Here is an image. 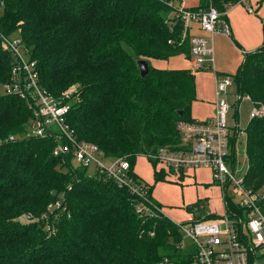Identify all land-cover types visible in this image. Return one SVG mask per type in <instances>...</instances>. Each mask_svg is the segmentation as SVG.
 Segmentation results:
<instances>
[{"label":"trees","instance_id":"16d2710c","mask_svg":"<svg viewBox=\"0 0 264 264\" xmlns=\"http://www.w3.org/2000/svg\"><path fill=\"white\" fill-rule=\"evenodd\" d=\"M239 1L198 0L189 8L212 5L225 13ZM0 5V39L18 35L36 63L40 85L56 100L70 102L67 122L75 134L106 156H125L131 172L136 158L146 157L154 180L164 179L156 154L181 147L176 124L193 119L196 99L193 71L149 61L189 55L182 22H169L172 8L162 0H0ZM260 23V46L244 51L230 75L239 94L264 108V15ZM138 58L148 60L144 76ZM11 61L0 45V84L11 80ZM32 116L24 99L0 93V264H155L163 254L176 253L169 240L180 235L170 219L138 216L126 188L70 159L59 162L51 154L52 137L21 136ZM236 130L235 137L244 135L243 184L264 190V112ZM147 191L161 206L151 185ZM59 197L61 207L50 210ZM225 199L230 210L242 213L231 196ZM198 204L201 198L185 208ZM250 259L264 264V254Z\"/></svg>","mask_w":264,"mask_h":264},{"label":"built area","instance_id":"2783aa9c","mask_svg":"<svg viewBox=\"0 0 264 264\" xmlns=\"http://www.w3.org/2000/svg\"><path fill=\"white\" fill-rule=\"evenodd\" d=\"M162 1L172 8L169 22H182L184 33L191 22L209 33L210 38L189 35V60L192 71L213 69L211 38L219 30L217 25L223 23L221 16L224 13L212 5L192 10L183 0ZM223 30L226 31V26ZM0 45L12 56L11 80L1 84L3 92L24 99L33 113L21 136L52 137L55 144L51 154L59 162L70 159L73 165L85 166L126 188L134 197L132 204L138 216L166 217L161 206L148 194L147 184L137 174L138 177L133 175V169L130 171L125 156H106L97 144L79 138L70 128L67 122L70 102L56 100L40 85L36 63L28 57V50L19 37L1 35ZM213 74V114L206 119L178 121L176 128L181 147L160 149L156 158L159 168L177 174L208 168L212 183L222 191L223 210L216 214L206 211L204 204H198L189 210L186 219L180 222L171 220L180 235L177 240L172 237L169 240L176 253L163 254L155 264H251V255L264 254V190H254L243 184V177L239 175L243 168L239 169L235 160V134L227 122L230 105L226 95L229 94L228 88L234 85L233 78L215 71ZM243 96L236 90L234 103ZM263 112V107L253 106L251 115ZM14 138V135L7 137L8 140ZM226 195L234 199L242 213L226 206ZM61 203L59 197L48 208L61 207ZM210 214L214 217L208 218ZM147 234L152 236L154 231Z\"/></svg>","mask_w":264,"mask_h":264},{"label":"rangeland","instance_id":"374dc122","mask_svg":"<svg viewBox=\"0 0 264 264\" xmlns=\"http://www.w3.org/2000/svg\"><path fill=\"white\" fill-rule=\"evenodd\" d=\"M185 2L187 4H194L196 0H185ZM231 5L233 6L232 15H228V18L230 22H232V27H234L232 36L242 44V47L245 50H248L245 47L252 44L255 40H259L261 43L262 27L258 15L262 14L263 11L261 12V9L264 7V4L260 9L257 7L252 12L247 11L246 6L236 3L228 5L226 10ZM1 13L2 7L0 5V15ZM247 14L254 17H246ZM169 16H171V13ZM9 36L18 37L16 33H12ZM212 46L215 68L220 73L233 74L242 54L229 33L224 34L218 32L214 34L212 37ZM150 64L165 69L190 68L191 70L190 60L187 56L181 54L174 55L169 59L152 58ZM193 72L196 81V99L192 103L190 113L194 117H199L204 112L211 113L210 109L212 111L211 104L208 101L214 98V84L211 74L212 69L199 71L193 70ZM235 92L236 86L234 84L228 88L229 94L226 95V100L230 105V108L227 111V122L229 126H234L236 124L242 129L250 118L253 104L247 97L243 96L237 109L236 119L238 122H236V119L234 118L233 98ZM0 93H4L1 84ZM243 140L244 135L239 132L236 137L237 148L235 160L239 169L241 167L243 168V171L239 173L242 177L246 170V157L243 153ZM158 164L160 163H157V168L159 167ZM133 168L134 171H136L144 181L147 182V184L152 186L153 196L158 200L162 211L170 220L180 222L181 220L186 219L190 214L185 208L186 205L195 202L201 197L206 211L210 210L213 213L219 214L223 210L224 198L222 191L218 186L212 183L211 171L208 168L196 169L194 172L189 170L184 179L178 178L176 176L177 172L167 170L164 179L158 181L154 180L153 165L148 159H146V157L141 155L138 156L133 164ZM87 172L91 174L93 170L87 169ZM193 173L195 175L194 177ZM206 183L209 184L205 185ZM20 219L24 221L25 217L21 216Z\"/></svg>","mask_w":264,"mask_h":264},{"label":"crops","instance_id":"0c3cea01","mask_svg":"<svg viewBox=\"0 0 264 264\" xmlns=\"http://www.w3.org/2000/svg\"><path fill=\"white\" fill-rule=\"evenodd\" d=\"M262 1H263V3H262ZM183 2H184V4H185V6H187V7H192V6H195L197 3H198V0H196V2L194 3V4H187L186 2H185V0H183ZM236 4H241V5H243V6H246V9H247V11H249V12H252V11H254V9H256L257 7H259V9H260V7L264 4V0H240L238 3H236ZM233 6L231 5V6H229L228 8H227V10L225 11V13L223 14L224 15V17H222V20H223V23H221V24H218L217 25V27L219 28V30L217 31V32H215V33H213V35L214 34H216V33H218V32H222V33H224V34H228L229 33V35L231 36V38H232V40L234 41V43H235V41L238 43V45L236 44V46L240 49V51H241V54L244 52V51H251V50H254V49H256L258 46H260V41L259 40H255V41H253V43L252 44H250L249 46H246L245 48L246 49H248V50H245V49H243V47H242V44L241 43H239L233 36H232V34H233V30H234V27H232V22H230V20H229V18H228V15L230 16V15H232V8ZM263 11V12H262ZM257 12V11H256ZM261 12H262V14L261 15H258L259 16V18L261 17V16H263L264 15V7L261 9ZM243 13V12H242ZM225 16H226V18H225ZM246 17H254V16H249L248 14L246 15ZM224 26H226V31L225 30H223V27ZM187 32H188V35H202V36H205V37H208V38H210V35H209V33L208 32H206V31H203V30H201L200 28H199V26H198V24L197 23H195V22H191V24H190V26L188 27V29H187ZM213 35H212V37H213ZM242 42V41H241ZM259 43V44H258ZM256 44V45H255ZM211 45H212V38H211ZM213 47V46H212ZM181 55H183V54H181ZM188 57V59H189V55L187 56ZM242 58V57H241ZM241 58H240V60H241ZM152 59V58H151ZM151 59H149V61L151 60ZM240 60L238 61V64H239V62H240ZM237 64V65H238ZM237 67V66H236ZM190 69V68H189ZM191 70H192V68H191ZM208 70H209V68H208ZM216 72V74H219V75H222V74H229L230 75V73H220L216 68H215V65H214V62H213V69H212V72H211V74H212V79H214V74H213V72ZM194 73V72H193ZM196 82V81H195ZM246 96V95H245ZM214 99V98H213ZM213 99H211V100H208L209 101V103L211 104V107H212V111H211V109H210V112L211 113H203L201 116H199V117H194V116H192L193 118H197V119H206V118H209L212 114H213V108H214V106H213ZM249 99V98H248ZM241 100V99H240ZM240 100L237 102V103H234V118L236 119V114H237V109H238V106H239V102H240ZM250 100V99H249ZM251 101V100H250ZM254 106V105H253ZM251 116V115H250ZM236 122H238L237 121V119H236ZM237 128H240L239 126H237L236 124L234 125V126H231V129L234 131L233 133L236 135V132L235 131H237L236 129ZM237 137V136H236ZM235 137V138H236ZM133 170H134V168H133ZM164 170V169H163ZM165 171V170H164ZM189 171V170H188ZM188 171H185V172H182V173H179V174H177L176 176L178 177V178H180V179H184L185 178V175H187V172ZM194 172V171H193ZM135 173L144 181V179L135 171ZM165 173H167V171H165ZM195 175H194V173H193V177H194ZM145 182V181H144ZM146 184H147V182H145ZM209 183H206L205 185H208ZM148 185H150V184H148ZM151 195H152V197H153V199L154 200H156L157 202H158V200L153 196V190H152V192H151ZM198 198V197H197ZM202 198V197H201ZM159 203V202H158ZM160 204V203H159ZM210 211V210H209ZM210 212H212V211H210ZM222 212V211H221Z\"/></svg>","mask_w":264,"mask_h":264},{"label":"water","instance_id":"95a60500","mask_svg":"<svg viewBox=\"0 0 264 264\" xmlns=\"http://www.w3.org/2000/svg\"><path fill=\"white\" fill-rule=\"evenodd\" d=\"M136 63H137L140 75L144 76L148 71V60L145 58H138L136 59Z\"/></svg>","mask_w":264,"mask_h":264}]
</instances>
